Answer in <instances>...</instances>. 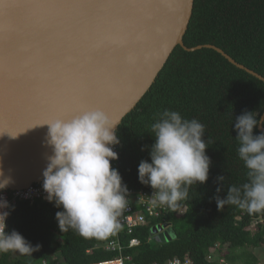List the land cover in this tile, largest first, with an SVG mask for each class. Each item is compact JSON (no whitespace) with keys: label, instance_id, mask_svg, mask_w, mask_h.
<instances>
[{"label":"trees","instance_id":"trees-1","mask_svg":"<svg viewBox=\"0 0 264 264\" xmlns=\"http://www.w3.org/2000/svg\"><path fill=\"white\" fill-rule=\"evenodd\" d=\"M184 43L189 49L215 46L264 78V0H195ZM164 109L179 111L184 118H196L205 125L203 139H209L206 155L211 160L208 180L192 185L188 199L166 218L175 233L173 241L163 244L155 238L149 242L152 227H142L132 236L122 237L125 256H131L135 264H167L186 257L193 264H225L222 260L264 264L252 251L264 253V212L249 214L235 205L219 209L215 199L217 195L226 198L230 186L247 182V169L237 152L235 117L245 110L258 113V120L263 117L264 82L213 50L186 52L177 47L156 83L117 132L121 160L115 169L128 190L154 192L139 181L138 166L142 160L151 162L155 137L150 125ZM261 133L258 124L253 134ZM218 176L226 177L225 182L219 183ZM182 209L184 212L178 214ZM63 210L43 201L15 206L7 233L15 230L40 248L32 256L1 253L0 264H40L45 260L52 264H98L116 257L96 249L107 244L108 237L85 238L72 229L61 232L56 213ZM252 222H260L254 230L248 227ZM133 239L141 245L128 249Z\"/></svg>","mask_w":264,"mask_h":264},{"label":"water","instance_id":"water-1","mask_svg":"<svg viewBox=\"0 0 264 264\" xmlns=\"http://www.w3.org/2000/svg\"><path fill=\"white\" fill-rule=\"evenodd\" d=\"M194 4L0 0V170L13 181L0 192L43 182L52 154L45 143V123L53 119L99 109L118 122L117 135L177 47L186 52L213 50L264 82L215 46H185ZM164 229L154 234L161 243H170L175 233L159 235Z\"/></svg>","mask_w":264,"mask_h":264},{"label":"clouds","instance_id":"clouds-1","mask_svg":"<svg viewBox=\"0 0 264 264\" xmlns=\"http://www.w3.org/2000/svg\"><path fill=\"white\" fill-rule=\"evenodd\" d=\"M257 115L245 110L235 117L237 152L247 169V182L230 186L226 198L217 195L219 209L235 205L249 214L264 212V133L253 134V129L264 123V117L258 120ZM153 119L150 127L155 143L150 150L151 162H140L138 179L154 189L152 208L166 206L175 210L181 201L188 199L192 185L208 180L209 139H203L204 124L196 118H184L179 111L164 109ZM117 123L99 109L45 123L48 125L45 143L51 146L52 154L47 157L48 164L42 173L43 189L49 202L64 209L56 213L61 232L72 229L85 238L104 239L120 230L129 190L111 164L118 159L113 150L120 143L114 130ZM225 180L224 176L217 177L219 183ZM12 182L0 170V190ZM220 191L218 187L217 193ZM10 207L14 209L0 198V253L32 256L40 245L32 246L15 230L5 231L10 215L5 209ZM102 246L99 245L104 249Z\"/></svg>","mask_w":264,"mask_h":264},{"label":"built area","instance_id":"built-area-1","mask_svg":"<svg viewBox=\"0 0 264 264\" xmlns=\"http://www.w3.org/2000/svg\"><path fill=\"white\" fill-rule=\"evenodd\" d=\"M114 151L118 153V159L111 161L112 167L116 168L120 163V146L115 145L113 148ZM153 192L148 191H135L129 190V201L126 209L123 211L122 216L120 217L121 228L115 234L108 237V243L102 246L106 252L115 253L116 257L100 262L98 264H135L134 260L131 256H125L126 247L123 245L122 237L132 236L135 234V230L140 229L142 227H152V234L149 238V242H152L157 235L154 234L155 230L159 228L166 229L163 232L159 233L164 234L168 230H172L171 224L166 220V218L177 210H172L170 208L165 207H156L152 208L150 206V199ZM0 198L6 199L10 206H18L20 203H29L30 206H33L37 201H43L45 203L51 204L53 202H49L47 199V193L43 189V182L34 184L28 189L21 191H2L0 192ZM13 208L10 207L5 209L10 212V215L6 219V225L8 227L11 210ZM178 214H182L184 210L178 211ZM155 220H162L161 224H153ZM7 227L5 231L7 232ZM141 245V241L138 239H133L129 242L128 249H132L135 247H139ZM100 248L99 246L96 249ZM89 253V252H88ZM1 255V253H0ZM210 261L212 259H209ZM223 263L228 264L225 260H222ZM40 264H52L51 262L45 260ZM57 264H63L58 262ZM167 264H193L192 260L189 257L185 259H173L170 260Z\"/></svg>","mask_w":264,"mask_h":264},{"label":"rangeland","instance_id":"rangeland-1","mask_svg":"<svg viewBox=\"0 0 264 264\" xmlns=\"http://www.w3.org/2000/svg\"><path fill=\"white\" fill-rule=\"evenodd\" d=\"M260 222H252V223H250L249 225H248V227L250 228V230H254L255 229V227L259 224ZM261 250V249H260ZM255 254H257V255H260V257L261 258H263L264 259V253H263V251H254V250H252ZM257 252H259V253H257Z\"/></svg>","mask_w":264,"mask_h":264},{"label":"bare ground","instance_id":"bare-ground-1","mask_svg":"<svg viewBox=\"0 0 264 264\" xmlns=\"http://www.w3.org/2000/svg\"><path fill=\"white\" fill-rule=\"evenodd\" d=\"M125 239V238H124Z\"/></svg>","mask_w":264,"mask_h":264}]
</instances>
